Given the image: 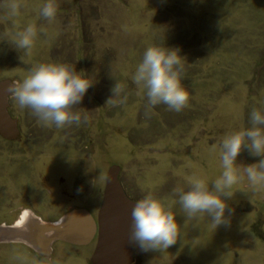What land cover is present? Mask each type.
<instances>
[{
	"label": "rangeland",
	"instance_id": "374dc122",
	"mask_svg": "<svg viewBox=\"0 0 264 264\" xmlns=\"http://www.w3.org/2000/svg\"><path fill=\"white\" fill-rule=\"evenodd\" d=\"M43 2L19 0V14L7 20L0 4V81L14 87L35 64L60 62L94 84L73 106L79 123L62 128L44 126L10 91L17 133L0 136V225H12L19 208L49 223L68 205L96 214L106 174L117 166L129 200L151 192L180 225L174 245L162 252L136 246L132 264H264V187L253 189L244 172L260 157L247 149L237 156L227 227L215 228L204 214L187 218L174 194L194 175L215 179L222 137L249 127L250 110L264 108V0H55L52 23L38 14ZM28 23L37 37L22 53L12 49V34ZM152 44L178 47L185 58L189 99L178 112L149 106L131 80ZM116 81L121 91L113 95ZM93 247L54 243L43 255L0 244V264H90Z\"/></svg>",
	"mask_w": 264,
	"mask_h": 264
},
{
	"label": "clouds",
	"instance_id": "9594fccd",
	"mask_svg": "<svg viewBox=\"0 0 264 264\" xmlns=\"http://www.w3.org/2000/svg\"><path fill=\"white\" fill-rule=\"evenodd\" d=\"M0 4L3 5V19L19 14V0H0ZM56 13L55 0H44L38 10L39 16L49 23L54 22ZM36 37V26L28 23L12 34V49L27 53ZM184 63L178 47L152 44L144 49L131 80L147 98L149 106L163 103L178 112L189 99L182 83ZM93 84L83 71H76L70 64L40 62L10 91L18 106L30 109L44 126L62 128L66 124L79 123L80 114L72 110L73 106L81 104ZM120 91L121 85L116 81L111 92L117 95ZM248 123L249 127L222 137L218 146L221 171L215 179L209 182L205 177L194 175L188 181L187 190L174 189L175 203L187 218L204 214L215 228L229 226L232 209L227 200L233 196V185L238 181L236 159L242 149H247L253 157H260L257 162L245 166L244 172L253 189L264 187V108L253 107L248 113ZM176 215L170 205L151 192L143 195L131 209L129 241L145 252L167 250L177 241L180 225Z\"/></svg>",
	"mask_w": 264,
	"mask_h": 264
},
{
	"label": "water",
	"instance_id": "95a60500",
	"mask_svg": "<svg viewBox=\"0 0 264 264\" xmlns=\"http://www.w3.org/2000/svg\"><path fill=\"white\" fill-rule=\"evenodd\" d=\"M12 84L0 81V136L13 139L16 125L7 113V100ZM119 167L111 166L105 177L104 189L96 224L84 211H70L58 222H44L27 212L19 226L0 225V244H23L35 252L48 255L52 245L59 241L69 244H87L94 235L95 244L90 264H132L136 245L129 241L131 209L129 200L118 183Z\"/></svg>",
	"mask_w": 264,
	"mask_h": 264
},
{
	"label": "flooded vegetation",
	"instance_id": "af4514ba",
	"mask_svg": "<svg viewBox=\"0 0 264 264\" xmlns=\"http://www.w3.org/2000/svg\"><path fill=\"white\" fill-rule=\"evenodd\" d=\"M60 182H61V180H60ZM101 202V201H100ZM99 205H100V203H99ZM99 205H98V207H97V209H96V214H91L90 212H88V211H86V210H84L88 215H89V217L92 219V221H93V223L94 224H96V215H97V212H98V209H99ZM74 208L71 206V205H68L67 207H66V209H65V211H64V213H63V215H65V213H67V212H69V211H71V210H73ZM26 210V209H25ZM24 210H22V208H19V210H18V212L19 213H22ZM30 210H28V212H29ZM95 237H96V235H94L93 237H92V239L87 243V244H84V245H78V244H68V243H64V242H59V241H57V242H55V244L56 243H61V244H65V245H68V246H70V247H72V248H75V249H78V248H81V247H83V246H86V245H90V244H95Z\"/></svg>",
	"mask_w": 264,
	"mask_h": 264
},
{
	"label": "bare ground",
	"instance_id": "6f19581e",
	"mask_svg": "<svg viewBox=\"0 0 264 264\" xmlns=\"http://www.w3.org/2000/svg\"><path fill=\"white\" fill-rule=\"evenodd\" d=\"M27 212L28 211H26V210H24L22 212V214L20 215V217L15 221L16 222V226H19L22 223V221L26 218V216L28 215Z\"/></svg>",
	"mask_w": 264,
	"mask_h": 264
}]
</instances>
